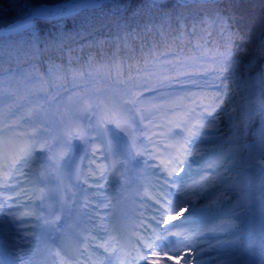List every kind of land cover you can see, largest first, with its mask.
<instances>
[{
	"label": "trees",
	"instance_id": "1",
	"mask_svg": "<svg viewBox=\"0 0 264 264\" xmlns=\"http://www.w3.org/2000/svg\"><path fill=\"white\" fill-rule=\"evenodd\" d=\"M17 2L0 0V31ZM60 23L62 32L41 22L35 45L0 35V162L17 151L28 164L36 149L54 148L61 132L88 131L93 115L120 125L132 118L145 145L151 136L167 141L173 123L191 120L195 132L210 125L196 136L206 139L204 162L218 172L215 183L206 174L197 182L220 192L217 207L229 206L234 176L227 168L261 139L264 0H167L155 8L146 0H103ZM238 215V222L218 221L229 253L238 247L229 235L248 212Z\"/></svg>",
	"mask_w": 264,
	"mask_h": 264
},
{
	"label": "rangeland",
	"instance_id": "2",
	"mask_svg": "<svg viewBox=\"0 0 264 264\" xmlns=\"http://www.w3.org/2000/svg\"><path fill=\"white\" fill-rule=\"evenodd\" d=\"M103 117V115H93L88 131L82 127L75 135L61 132L54 148L47 151L36 149L30 154L28 164L21 162V159L12 160L18 156L17 151L12 155V159L4 158L0 162V205L3 206L0 207V217L5 224L7 222L11 235L17 239L14 245L21 256L16 260L22 259L24 260L22 264H26V249L33 241V223L36 221V213L48 214L42 218L53 220L57 210H63L69 204L73 205L70 198L65 201V195L69 193L65 187L71 182L74 185V192L75 187L77 189L83 187L85 190L79 205L81 213L87 216L89 221V234L83 245L86 248L81 250L79 257L82 260L78 261V264H87L92 260L94 264H101V261L95 260L96 258L91 259L89 252L96 257L104 252L100 244L103 239L102 234L105 232L106 220L109 215H112L113 207L119 201V197L120 203L125 201V204H128L126 198L132 191L126 185L127 178L131 175V170L138 176L137 167H139L147 173V177L140 179L139 189L131 196L139 199V203L142 202L140 213L144 222L150 223L151 226L144 225L145 231L138 240L142 237L150 240L157 237L158 240L153 241L152 245L155 247L160 244L163 247L172 239L179 244V247L165 255L172 256L174 264H187L186 255H175L176 250L184 253L186 249H192L195 257L191 264H225L229 259H235L233 264H242L245 247L249 244L243 231L255 226L253 207L249 202H244V199L250 197V201H255L258 207L260 206L261 211L257 208L259 220L260 212H264L262 204L264 195L261 193L263 188L261 185L258 188L259 183L255 181L256 173H246L241 177L239 168L246 157H251L261 147L260 143L247 146L242 162L236 168H227V173L234 176L233 186L229 189L232 193L230 198L232 201L229 206L217 207L220 192H217L214 187L204 190L197 182L203 174H207L212 183H215L218 175V172H213L204 162L205 155L208 153L206 139L195 136L191 142L195 144H184V141L189 138V128L196 133L190 125L191 120L184 123L176 122L170 126L169 138L173 141L172 145L164 144L162 140L151 136L147 138V146H143L138 125L129 118L121 126L131 129L136 150L129 155V163L133 169L127 172L125 171L127 167L125 168L124 165L126 160L124 163L117 152L110 150L107 146L108 141L112 140L117 133L121 137L124 133L119 131L116 124L110 123L109 115L106 114V120H103ZM98 128L108 130L107 135L103 137L98 135ZM145 133L149 132L145 131ZM175 136L182 138L176 140ZM73 142L79 146L77 154L72 150ZM73 157L74 161L71 163ZM86 162L91 163V166L85 170ZM189 162H192L191 167ZM181 168L184 169L183 172L180 171ZM257 168L264 170L261 163L257 165ZM83 173L87 176V182L81 180ZM131 178L129 182L134 181L133 177ZM39 183L42 185L41 188ZM247 185L251 186V190L244 187ZM181 201L183 203L177 211L162 214L166 213L169 205L175 206ZM236 203L240 206L233 210V205ZM193 205L198 210L203 209L204 213L198 211L192 214ZM242 210L248 212L247 219L240 229L229 235V240L238 244L237 249L229 253L223 245H220L227 238L220 234L218 221L228 218L236 219ZM158 220L162 223L158 224ZM165 228L171 230L169 235H162ZM1 235L0 242L5 244ZM121 246L124 247V244L121 243ZM3 247L7 248L6 245ZM198 249L203 250L198 251ZM137 250L143 252L145 248L140 244ZM134 254L129 256L135 258ZM130 260L133 261V259ZM64 261L66 264H72L71 261H67V258Z\"/></svg>",
	"mask_w": 264,
	"mask_h": 264
},
{
	"label": "bare ground",
	"instance_id": "3",
	"mask_svg": "<svg viewBox=\"0 0 264 264\" xmlns=\"http://www.w3.org/2000/svg\"><path fill=\"white\" fill-rule=\"evenodd\" d=\"M117 154L120 157V159L123 160V162L124 160H126V163L124 162L125 168L127 167L125 171L129 172L131 168L133 169V166L129 163V155L121 154L119 152H117ZM73 161H74V157L70 162L72 163ZM259 163L263 164L264 166V146L261 148L259 147L251 157H246L243 164L240 166L239 170L241 172V177L244 176L246 173H252V174L256 173L254 175L255 181L259 183L258 188L260 187V185L263 188L261 190V193L262 195H264V170H262L261 168H257V165ZM130 172L132 176L129 175V177L127 178L126 185L128 186V189H130L131 191H133V193H135V191L139 189L140 182L137 179V176H135L134 173H132V170ZM131 177H133L134 179L133 182L128 181L129 179H132ZM244 187L247 190H251L250 185ZM65 189H67V191L69 192L68 194L65 195V197L70 198L71 202L73 201L76 202L80 200V194L78 192L74 195V200H73V196H72L73 187H71V182L67 183ZM244 202L246 203L249 202L250 205L253 207V214L255 215L254 225L256 227L253 226V228L243 231V233L246 234L247 239L249 241V244L246 246V251H245L246 254L244 253L243 255V257L245 258L243 264H264V212H260V218L258 220L257 208L259 209L260 206L258 207L257 202L250 201V197L245 198ZM262 204L264 205V201ZM60 215L61 216L63 215L66 218L68 217L70 220H72L73 218L81 217L77 203L68 207L66 206L64 210L60 211ZM42 216L43 215L36 213V218H35L36 221H34L33 223L35 236H37L38 238L40 232L45 231L47 235H50L51 239L53 240L56 233L57 221L56 224H53V220H49V219L43 220L41 218ZM53 219H55V217ZM109 220L112 221V223L115 222L113 216H108L106 223H108ZM106 233L108 232L106 231L104 235H106ZM0 234H2L1 237L3 238V241L6 242L5 244H2L0 242V264H20V263L22 264L24 260L22 261L21 259L20 260L21 262L16 260L21 256V253L18 252L16 247H13L17 239L13 235H11L10 227L7 225V222L5 224V221L3 220H1L0 222ZM75 236H76V232L68 229L66 233V241H68L70 245L74 246L73 238ZM37 238L35 237V241L30 242L31 243L30 246H27L26 249L27 255L25 257V263L49 264L51 259L49 248L52 247V244L51 242H47V244H45L44 246H40L36 241ZM3 245H6L7 248H4ZM89 255L90 257H94L92 253H89ZM151 256H155V258L146 260L143 264H173V261H171V259L163 258V255H161L158 252H153ZM54 260H56V258H54ZM77 261H79V259L75 258L72 264H75ZM103 261L105 264H112L111 260H109L108 257L104 258ZM54 264H60V263H58V261L56 260Z\"/></svg>",
	"mask_w": 264,
	"mask_h": 264
},
{
	"label": "snow or ice",
	"instance_id": "4",
	"mask_svg": "<svg viewBox=\"0 0 264 264\" xmlns=\"http://www.w3.org/2000/svg\"><path fill=\"white\" fill-rule=\"evenodd\" d=\"M167 0H146V4L151 7H159L166 3ZM103 3V0H80L79 3H75L69 6H56L49 7L43 0H18V2L13 6L15 9H18L17 14L4 26V29L0 31V35H15L19 36L20 43L30 42L35 45L40 39L39 33V24L41 22H51L55 25L57 29L61 32L63 30V24L60 23L65 17L74 14V12L82 6H100ZM4 13L0 12V20L3 19ZM257 54L260 57H264V42H262L257 48ZM234 63V61L230 60V64ZM255 63L253 60L249 64V68ZM251 116V114H249ZM264 115V114H262ZM210 126L209 124H201L199 128H197L196 133L192 131L191 128L189 131V138L184 141V144H190L192 140L195 138L197 133H200L201 129L204 127ZM116 127L120 132L124 133V136L121 137L118 133L113 137L112 140L108 141V148L113 150L114 152H119L121 154L132 155L136 150V144L131 132V129H126L122 127L120 123L116 124ZM195 127V126H194ZM108 130H101L98 128L97 134L100 136H106ZM205 136L209 134H203ZM260 135L262 140H264V120L261 121ZM55 159V157H54ZM191 163L189 162V167H191ZM10 171V169H9ZM181 172L184 171L183 168L180 169ZM183 201L176 204L175 206L169 205L166 210V213H173L177 211ZM0 207H3L0 205ZM204 213L203 209L198 210L194 205L192 208V214H196L197 212ZM158 224L162 223V221L158 220ZM171 230L165 228L162 235H169ZM182 242V241H181ZM103 246V245H101ZM15 247V245H13ZM157 248H160V245H157ZM163 250L165 253L170 252L172 249L168 244L163 245ZM203 249H198V251H202ZM176 256H187V264H191V261L195 259L192 254V249H186L184 253H181L179 250L175 252ZM169 259H172V256H168Z\"/></svg>",
	"mask_w": 264,
	"mask_h": 264
},
{
	"label": "water",
	"instance_id": "5",
	"mask_svg": "<svg viewBox=\"0 0 264 264\" xmlns=\"http://www.w3.org/2000/svg\"><path fill=\"white\" fill-rule=\"evenodd\" d=\"M201 2V1H200ZM77 3H79V2H77ZM72 4H75V3H69V4H66V5H63V6H69V5H72ZM98 6H95V7H91V6H82V7H80L79 9H77L74 13H76V12H80V11H83V10H86V9H92V8H97ZM68 17V16H67ZM260 145H261V147H263L264 146V142H261L260 143ZM73 150H74V152H77L78 151V146H77V144L76 143H73ZM245 160V159H244ZM244 162V161H243ZM243 164V163H242ZM241 164V165H242ZM240 165V166H241Z\"/></svg>",
	"mask_w": 264,
	"mask_h": 264
}]
</instances>
